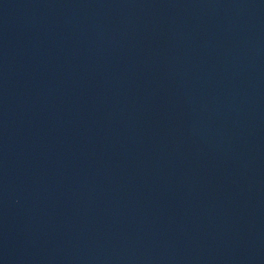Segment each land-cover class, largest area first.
<instances>
[{"label": "water", "instance_id": "1", "mask_svg": "<svg viewBox=\"0 0 264 264\" xmlns=\"http://www.w3.org/2000/svg\"><path fill=\"white\" fill-rule=\"evenodd\" d=\"M0 264H264V0H0Z\"/></svg>", "mask_w": 264, "mask_h": 264}]
</instances>
